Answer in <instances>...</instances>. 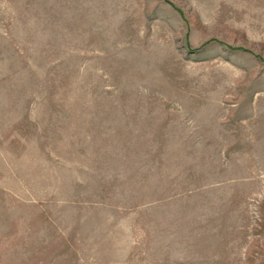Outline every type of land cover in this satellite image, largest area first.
I'll return each mask as SVG.
<instances>
[{"label": "rangeland", "instance_id": "rangeland-1", "mask_svg": "<svg viewBox=\"0 0 264 264\" xmlns=\"http://www.w3.org/2000/svg\"><path fill=\"white\" fill-rule=\"evenodd\" d=\"M0 264H264V0H0Z\"/></svg>", "mask_w": 264, "mask_h": 264}]
</instances>
